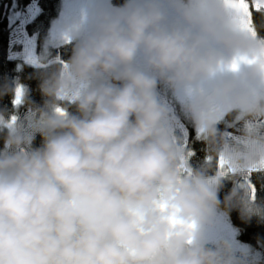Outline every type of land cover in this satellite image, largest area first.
I'll use <instances>...</instances> for the list:
<instances>
[{"label":"clouds","instance_id":"1","mask_svg":"<svg viewBox=\"0 0 264 264\" xmlns=\"http://www.w3.org/2000/svg\"><path fill=\"white\" fill-rule=\"evenodd\" d=\"M244 19L229 0H88L66 32L71 57L43 74L44 105L0 110V264H250L232 241L205 239L225 178V208L264 219L250 182L264 171V25ZM162 84L203 130L202 168L189 167ZM9 92L17 109L27 101L26 86ZM221 110L245 122L239 136L220 129Z\"/></svg>","mask_w":264,"mask_h":264},{"label":"trees","instance_id":"2","mask_svg":"<svg viewBox=\"0 0 264 264\" xmlns=\"http://www.w3.org/2000/svg\"><path fill=\"white\" fill-rule=\"evenodd\" d=\"M16 2V3H12ZM33 2H37L39 12L37 15L26 25L25 30L30 36H37L41 41L48 33L52 20L59 14L61 0H0V87L5 83L15 85L17 80L27 87L28 97L27 101L17 107H14V94L9 92L3 96H0V110H6L8 113L16 112L20 118H23L33 106H43L45 100L48 99L43 95L40 89L43 74L51 72L55 65H63V63H52L48 66H31L25 63L20 56H13L18 50H21L20 45L12 44L13 37V25L10 24L8 14L12 7L18 5V9H24ZM112 4L121 5L124 0H111ZM254 9V5H253ZM251 9L252 18L255 23L264 25V16L259 11ZM260 34L264 36V27L260 29ZM75 42H69L66 46L60 47L54 53V57H60L63 62H67L72 55ZM67 49H70L67 51ZM69 111L73 114L79 115L77 107L74 103L69 102ZM177 110L178 106L175 104ZM235 114L226 116V119L219 122H234ZM237 125L229 130V133L238 132L241 133V129L244 127V121L236 122ZM194 132H196L201 141L195 143V153L189 156L190 168H202L206 163H202V156L209 151L208 146L200 135L199 128L192 121ZM5 132H0V150L5 147ZM43 144V136L37 134L32 144L36 148L41 147ZM200 158V159H199ZM216 169H209L208 175H214ZM242 179V177L238 178ZM250 182L255 186V198L264 203V171L253 172L250 175ZM234 181L232 179L225 178L223 187L219 191V198L222 201L220 207L226 211L231 223L235 225L239 232L238 237L240 241L248 243L252 246H261L264 253V219L259 216H252L250 218L244 217L241 214L239 208L226 209L223 201L224 198L233 188Z\"/></svg>","mask_w":264,"mask_h":264},{"label":"rangeland","instance_id":"3","mask_svg":"<svg viewBox=\"0 0 264 264\" xmlns=\"http://www.w3.org/2000/svg\"><path fill=\"white\" fill-rule=\"evenodd\" d=\"M86 3H88V0H61L59 14L52 20L47 35L41 41L35 35L30 36L25 30L26 25L39 12L37 2H33L26 8L20 10L16 4V7H12L9 11L8 18L10 24L13 25L12 44L20 45L21 50L13 53V56H20L25 63L31 66L52 62L63 63L60 57L50 58L60 47L66 46L69 42H75L67 38L66 32L79 20ZM69 50L67 49V51ZM63 65H66V63H63ZM17 83L23 85L19 80H17ZM159 92L162 102L168 105L173 114L175 127L185 131L184 124L175 106V104L178 105L181 102L185 108L186 98L184 93L179 89H171L163 84ZM191 118L194 122L192 115ZM225 118V111H219L218 121ZM199 130L201 129L199 128ZM238 232V228L231 223L229 217L219 208L215 210L213 217L205 225V239L209 246H214L221 239H228L233 242L238 250L249 253L250 264H264L263 248L240 241Z\"/></svg>","mask_w":264,"mask_h":264},{"label":"bare ground","instance_id":"4","mask_svg":"<svg viewBox=\"0 0 264 264\" xmlns=\"http://www.w3.org/2000/svg\"><path fill=\"white\" fill-rule=\"evenodd\" d=\"M75 45V44H74ZM56 57V56H55ZM54 58V55L50 58V59H53ZM52 63H55V62H52ZM52 63H45V64H40V65H38V66H48V65H50V64H52ZM56 63H61V62H56ZM63 63H65V62H63ZM160 87H161V85H160ZM160 87H159V89H160ZM164 94H165V92H164ZM178 110H177V112H178V115H179V117L181 118V120H182V122H183V124H184V129H185V131H183L182 129H180V128H176V130H177V133H178V135H179V137L181 138V140H182V143H183V146L185 147V149L187 150V152L189 153H192V154H194L195 153V150H194V148H195V143H197L198 141L200 142L201 141V138H200V136L196 133V132H194V130H193V126L191 125V122H192V118H191V115H190V113L187 111V110H185V108L183 107V105H182V103L180 102L178 105ZM19 116V115H18ZM226 116H227V114H226ZM226 119V118H225ZM225 119H222V120H220L219 122H221V121H223V120H225ZM237 125V123L236 122H225V123H220L219 124V127H220V129L221 130H226V132L228 133V135H229V137L230 138H234V137H237V136H239L241 133H238V132H233V133H229V130L230 129H232V128H234L235 126ZM38 133H36V135H37ZM35 135V136H36ZM200 135H202V131H200ZM34 142V141H33ZM5 148V147H4ZM33 148H36V146L35 145H33ZM210 157V155H209V151H207L201 158H202V160H203V162L202 163H207V162H209L210 160L208 159ZM200 159V158H199ZM219 209H221L226 215H227V213H226V211L225 210H223L221 207H219Z\"/></svg>","mask_w":264,"mask_h":264},{"label":"snow or ice","instance_id":"5","mask_svg":"<svg viewBox=\"0 0 264 264\" xmlns=\"http://www.w3.org/2000/svg\"><path fill=\"white\" fill-rule=\"evenodd\" d=\"M229 2L234 6V7H237L240 11H241V16H242V21L244 23H247L248 21L245 20L244 18H250L252 13H251V9H250V6L247 2V0H229ZM254 7L259 10L260 8L264 7V0H254ZM247 58L245 57H241L240 60H246ZM250 62V61H249ZM231 68L233 70L237 69L238 68V62L236 60H234L232 62V64L230 65ZM22 93H23V87L21 86L20 88H18L17 90V96H16V100H15V103L16 104H20L21 103V96H22ZM58 111H63V109H57ZM13 120H15V117L12 118ZM201 131H203L201 129ZM192 153H188L187 156L189 158V156L191 155ZM209 160H211L212 158L209 157L208 158ZM224 165H225V160H224V157L223 155H221L219 157V163H218V166L220 169H223L224 168ZM185 170H189L187 169V167L185 166ZM235 171V169H232V168H229L228 169V172H233ZM228 172H225L224 174H228ZM252 195H253V198H255V186L253 185L252 186ZM175 219H173V223H175Z\"/></svg>","mask_w":264,"mask_h":264}]
</instances>
